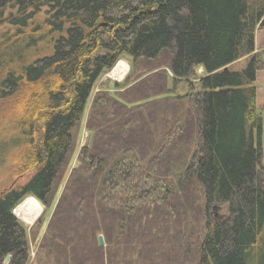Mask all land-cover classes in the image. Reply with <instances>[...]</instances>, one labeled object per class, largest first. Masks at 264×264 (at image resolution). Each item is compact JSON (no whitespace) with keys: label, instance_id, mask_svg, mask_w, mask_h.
Listing matches in <instances>:
<instances>
[{"label":"trees","instance_id":"1","mask_svg":"<svg viewBox=\"0 0 264 264\" xmlns=\"http://www.w3.org/2000/svg\"><path fill=\"white\" fill-rule=\"evenodd\" d=\"M260 29L264 0H0V264H264Z\"/></svg>","mask_w":264,"mask_h":264},{"label":"rangeland","instance_id":"2","mask_svg":"<svg viewBox=\"0 0 264 264\" xmlns=\"http://www.w3.org/2000/svg\"><path fill=\"white\" fill-rule=\"evenodd\" d=\"M255 45H256V50L259 51L260 53L263 54V51H264V29H260V30H257V33H256V39H255ZM263 56V55H262ZM119 62H122V67H125V71L124 73L122 74L121 77L118 78H115L113 76L110 75V72L111 70H113L115 68V66L119 63ZM245 63V59H242L238 62H236L234 65L231 66V69L232 70H237L239 69L240 67H242ZM264 63V62H263ZM130 69V61L128 59H119L115 65L110 69L108 70L107 72L103 73L102 77L100 78V81H103L105 79H110L112 81H115V82H121L125 79V76L126 74L128 73ZM196 73H197V76H201L203 74V70L201 67H198L196 69ZM148 74H151V73H148ZM257 85H258V104L262 105L264 104V65H263V68L261 69V71H259L258 73V78H257ZM97 87V85H96ZM95 87V91H97ZM262 87V88H260ZM180 90H184L183 86L181 85L180 86ZM88 111V109L86 110V112ZM262 116H263V122H262V137H261V145H262V168H263V173H264V110L262 111ZM89 139H90V134L87 132L85 126H84V122L82 124V127H81V130H80V135H79V138H78V144H77V150L74 152V157H73V160H72V163L74 164L76 161H75V157L78 153V150L80 149V147L84 144H86L87 142H89ZM33 198L35 199L34 197L32 196H26L24 199L21 200V202H19V204H17V206H15L12 210V213L13 215L19 219V221L22 222V224L26 227V232H27V235H28V231L31 226L37 222L38 219H41L43 217L44 219V222H43V227L41 228V232L42 230L44 231L46 226H47V223L48 221L50 220V216L52 215V209H49V210H45L44 209V206L41 204V202H39L37 199H35L38 204L40 205L41 207V210L40 212L38 213V215L35 217V219L30 223V224H26L23 219H21V217L19 216V210H17L18 206L24 201L26 200L27 198ZM40 232V233H41ZM102 236V235H101ZM28 238V237H27ZM38 239V238H37ZM39 240V239H38ZM38 240H36L34 243L31 242L32 240L30 239V236L28 238V243H29V252H30V259L28 261V263H30V261L33 259V256H34V253H35V249H36V244L38 243ZM104 241V240H103ZM3 264H7V261H4Z\"/></svg>","mask_w":264,"mask_h":264},{"label":"bare ground","instance_id":"3","mask_svg":"<svg viewBox=\"0 0 264 264\" xmlns=\"http://www.w3.org/2000/svg\"><path fill=\"white\" fill-rule=\"evenodd\" d=\"M122 62H119L113 70H111L110 75L118 78L122 76L125 71V67H122ZM19 210V216L26 224H30L38 213L41 210L40 205L38 202L33 198H27L24 200L17 208Z\"/></svg>","mask_w":264,"mask_h":264},{"label":"water","instance_id":"4","mask_svg":"<svg viewBox=\"0 0 264 264\" xmlns=\"http://www.w3.org/2000/svg\"><path fill=\"white\" fill-rule=\"evenodd\" d=\"M98 243L100 246H103L104 245V241H103V237L101 235L98 236ZM9 257L7 256L5 258V261H8Z\"/></svg>","mask_w":264,"mask_h":264},{"label":"crops","instance_id":"5","mask_svg":"<svg viewBox=\"0 0 264 264\" xmlns=\"http://www.w3.org/2000/svg\"><path fill=\"white\" fill-rule=\"evenodd\" d=\"M255 47H256V45H255ZM255 51H257L256 48H255ZM262 59H264V51H263ZM260 88H262V87H260Z\"/></svg>","mask_w":264,"mask_h":264}]
</instances>
